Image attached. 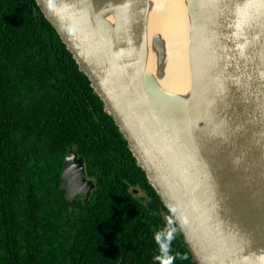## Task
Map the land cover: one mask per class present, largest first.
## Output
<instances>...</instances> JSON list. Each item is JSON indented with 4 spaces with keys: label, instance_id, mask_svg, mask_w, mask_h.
<instances>
[{
    "label": "water",
    "instance_id": "1",
    "mask_svg": "<svg viewBox=\"0 0 264 264\" xmlns=\"http://www.w3.org/2000/svg\"><path fill=\"white\" fill-rule=\"evenodd\" d=\"M35 2L147 183L177 206L196 263L264 264V3L182 0L188 83L172 91L160 1ZM59 178L87 200L93 181L72 149Z\"/></svg>",
    "mask_w": 264,
    "mask_h": 264
},
{
    "label": "trees",
    "instance_id": "2",
    "mask_svg": "<svg viewBox=\"0 0 264 264\" xmlns=\"http://www.w3.org/2000/svg\"><path fill=\"white\" fill-rule=\"evenodd\" d=\"M56 33L35 0H0V264H159L168 209ZM68 149L86 201L59 178ZM175 226L174 264H197Z\"/></svg>",
    "mask_w": 264,
    "mask_h": 264
},
{
    "label": "bare ground",
    "instance_id": "3",
    "mask_svg": "<svg viewBox=\"0 0 264 264\" xmlns=\"http://www.w3.org/2000/svg\"><path fill=\"white\" fill-rule=\"evenodd\" d=\"M161 14L158 24L168 38V57L164 86L172 91H183L187 87L188 73L186 45L187 22L182 0H158Z\"/></svg>",
    "mask_w": 264,
    "mask_h": 264
},
{
    "label": "clouds",
    "instance_id": "4",
    "mask_svg": "<svg viewBox=\"0 0 264 264\" xmlns=\"http://www.w3.org/2000/svg\"><path fill=\"white\" fill-rule=\"evenodd\" d=\"M261 3H264V0H261ZM48 4L49 6L51 5V0H48ZM166 207L169 215L165 217V224L158 231H155L153 236L159 249V255L155 257V260H157L159 264H174L177 256L171 254V246L177 232L175 225L177 219H180L181 223H183V219L177 216V206L169 204L166 205ZM182 258L186 259L187 257L184 256Z\"/></svg>",
    "mask_w": 264,
    "mask_h": 264
},
{
    "label": "rangeland",
    "instance_id": "5",
    "mask_svg": "<svg viewBox=\"0 0 264 264\" xmlns=\"http://www.w3.org/2000/svg\"><path fill=\"white\" fill-rule=\"evenodd\" d=\"M136 194L138 195V194H140V192L137 191Z\"/></svg>",
    "mask_w": 264,
    "mask_h": 264
},
{
    "label": "flooded vegetation",
    "instance_id": "6",
    "mask_svg": "<svg viewBox=\"0 0 264 264\" xmlns=\"http://www.w3.org/2000/svg\"><path fill=\"white\" fill-rule=\"evenodd\" d=\"M79 195H81V194H79Z\"/></svg>",
    "mask_w": 264,
    "mask_h": 264
}]
</instances>
